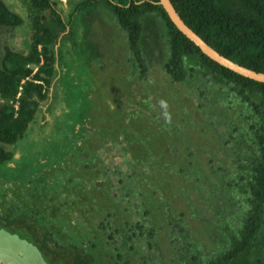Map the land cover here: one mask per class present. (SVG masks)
<instances>
[{
  "label": "trees",
  "instance_id": "1",
  "mask_svg": "<svg viewBox=\"0 0 264 264\" xmlns=\"http://www.w3.org/2000/svg\"><path fill=\"white\" fill-rule=\"evenodd\" d=\"M22 1L27 12L25 16L16 12L5 0H0V29L15 30L29 25L28 50L23 52L6 47L5 55L0 61V167L8 168L16 164L17 156L23 157L19 144L34 131L45 130L47 120L44 107L49 102L51 88L59 74L58 64L63 47L70 43L74 49H81V44L74 40L76 22L64 15L60 0ZM171 2L185 24L222 56L242 67L264 74V0ZM100 5L108 9L120 28L127 33L128 46L141 68L142 78L146 79L149 72L143 56V20L148 16L158 15L167 33L169 57L163 64L166 75L178 84L189 81L190 77L209 79L217 86L215 90L231 94L223 99L224 102H219L223 105L217 106L216 110L217 118L224 124L208 123V130L212 132L214 127L215 134L212 133L226 152L224 159L221 158L222 161L217 165L211 158L208 177L198 174L194 183L207 184L208 179L216 180L217 185H209L210 195L216 194L218 201L221 198L229 202L238 213H242V218L239 223H235L230 233L216 238L218 250L207 257L194 242L189 241L190 234L186 229L184 213L178 218L171 209L166 210V221L174 224L172 231L177 234L171 241L176 253L172 262L264 264V83L241 76L206 56L178 30L161 6L160 0H85L79 4L77 12L79 14ZM39 47H42L41 52ZM41 55L44 65L31 80L22 84L23 80L32 76L34 66L42 60ZM10 101L18 104V110ZM228 122L230 124L226 125ZM161 132L162 134L159 132L151 136V139L158 137L156 145L151 142L152 150L159 148L160 144L170 147L173 143L172 131L171 134L165 130ZM48 142L50 140L45 139L44 143ZM8 146L11 149H7ZM73 147L77 149V145ZM166 147L161 150L163 156L166 154ZM190 163H187V167ZM180 171L185 173V169ZM6 181L7 187L4 186L3 191L0 189V215L11 220V173ZM87 183L81 181L80 191L68 189L77 196L78 192H85V196L68 198L63 205L90 207L86 197L89 192ZM48 190L51 195L60 194L53 188ZM34 192L36 197L43 196L44 200L47 198L40 188ZM144 198V216L140 221H133L132 216L120 221L116 218V213H111L116 208L115 205H112L113 209L108 213L101 210L104 218L109 214L102 221H99L100 217L93 220L88 214L84 216V213L77 214V218L72 221L68 217H60L57 210L49 211L46 218L37 214L39 220L31 219L25 213L17 217V221L31 229V242L42 246V250L46 249L49 256L56 258L60 264H163L161 262L164 257H158V252H155L159 243L155 238V229H149L148 219L145 218L156 211L153 193L144 195ZM164 207L158 202L157 210ZM190 207L193 208V204ZM216 207L217 211L221 209L218 204ZM120 211L125 215L123 209L120 208Z\"/></svg>",
  "mask_w": 264,
  "mask_h": 264
},
{
  "label": "rangeland",
  "instance_id": "2",
  "mask_svg": "<svg viewBox=\"0 0 264 264\" xmlns=\"http://www.w3.org/2000/svg\"><path fill=\"white\" fill-rule=\"evenodd\" d=\"M5 1L16 12L27 15L22 0ZM83 1L66 0L65 4L62 3L64 15L76 22L74 40L81 44V49L66 44L65 55L68 59L74 55L76 64L67 60L60 63L51 97L44 107L45 130L34 131L30 138L19 144L23 157L17 156L16 164L9 168L0 167L1 191L7 187V177L12 174L9 187L12 189V217L26 213L25 216L31 219L39 220L37 214L46 218L49 210L44 212L34 200V190L40 188L47 195L45 200L57 198L53 201L57 214L72 221L81 213L88 214L93 220L97 217H100L99 221L106 219L109 214L104 218L101 210L108 213L113 209L107 204L110 199L111 205L116 206L111 213H116L117 219L125 221L124 218L132 216L133 221H140L145 210L144 195L153 193L156 211L147 226L155 229V238L159 242L155 252L158 257H164L161 263L175 264L172 259L176 253L171 241L177 234L172 231L174 224L166 221V210L169 209L178 218L184 213L189 241L208 257L218 250L216 238L230 233L242 218V213H238L229 202L221 198L218 201L216 194L210 195L209 185H217L216 180L208 179L207 184L194 183L198 174L208 177L211 158L218 165L226 154L214 137V127V134L208 130V123L224 124L217 118L216 110L217 106L223 105L219 102H224L223 99L231 94L215 90L217 86L209 79L190 77L189 81L178 84L166 75L163 64L169 57L167 33L158 15L143 20V56L149 72L146 79L142 78L141 68L129 49L127 33L120 28L116 18L102 5L78 14L77 8ZM28 27L27 24L15 30L0 29V61L6 47L23 52L28 50ZM129 116L137 117L140 126L135 121L131 123ZM163 130L169 134L172 131L171 139L175 140L179 150L176 155L171 152L172 143L170 147L160 144L159 148L151 149V142L156 145L158 140L157 136L152 139L151 136L162 134ZM102 133L113 143L110 148L103 144ZM86 135L92 137L98 152H106L108 157L115 153L113 166L119 171L117 177L122 178L125 187L114 184L110 193L104 180L105 173L101 175L102 170L96 168L92 172L91 167L85 169L91 165L89 160L93 156L89 151L92 144L83 143ZM45 139L50 142L44 143ZM75 145L77 149L73 147ZM163 147L167 148L165 156L161 151ZM189 161L193 165L190 163L187 167ZM181 169H185L184 174ZM95 177L97 182L93 183ZM79 181L88 182L86 197L90 207L58 206L65 204L68 198L85 196V192H78L77 196L67 189L73 190ZM49 188L60 194L51 195ZM158 202L165 207L157 210ZM190 204L194 207L191 208ZM217 204L221 208L219 211Z\"/></svg>",
  "mask_w": 264,
  "mask_h": 264
},
{
  "label": "flooded vegetation",
  "instance_id": "3",
  "mask_svg": "<svg viewBox=\"0 0 264 264\" xmlns=\"http://www.w3.org/2000/svg\"><path fill=\"white\" fill-rule=\"evenodd\" d=\"M73 58H74V55H73ZM73 58H69V59L67 58V56L65 55V47H63L62 58L60 57L58 66H60V63L65 60H67L68 62L74 63ZM129 117L131 118L130 120L131 123H134L135 121L137 122L136 125L139 124L138 121H136V119H138L137 117L136 118L131 117V116ZM102 138H103V144L109 145V148H110V146H112L113 143L109 142L107 139V136L104 135L103 133H102ZM83 143L92 144L91 150L89 151H90V155L91 153L93 155L92 158L89 160V163L91 165L85 169L90 170V167H91L90 171L92 172L95 171L96 168L102 170L103 173L101 175H104L105 173L106 179L104 178V180H105V183L107 184V187H110V193L113 191L114 184L120 183V187H125V183L123 182L122 178L117 177L119 171H115L114 166H113L112 156L115 155V153H113L111 156L109 155L108 157L106 152H103V153L98 152L96 147L93 145L91 136L86 135L85 139L83 140ZM123 146L125 147V149L127 148L126 145H124V143H123ZM81 151L79 152L81 153ZM178 151H179L178 147L176 146L175 140H174L172 143L171 152H173L174 155H176ZM96 178L97 177L92 179L93 183L97 182ZM81 186H82L81 181H79V183L73 186V190L80 191ZM120 190H123V189L120 188ZM42 197L43 196L34 198L35 202H38L36 203V205L40 209L44 211L48 207L47 210L49 211L57 210L56 206L55 205L53 206V201L57 199L52 198V199L45 200V202H42L44 201ZM25 203L29 204L28 202H25ZM111 203H112L111 199L109 202L107 201V204H109L110 206H112ZM58 206H65V205L59 204ZM12 209H13V205H12ZM150 217L151 216L145 217L148 219V222H149ZM136 226L139 227L137 224ZM14 230H18L19 232H16ZM30 231L31 229L26 224L22 222H18L17 218L12 217L11 220H8V218H5L3 217V215H0V264H60L57 262L56 258L49 256V253L46 251V249L42 250L40 249L42 246L41 247L37 246L33 242H31L29 238L31 236Z\"/></svg>",
  "mask_w": 264,
  "mask_h": 264
},
{
  "label": "water",
  "instance_id": "4",
  "mask_svg": "<svg viewBox=\"0 0 264 264\" xmlns=\"http://www.w3.org/2000/svg\"><path fill=\"white\" fill-rule=\"evenodd\" d=\"M65 4L66 0H60ZM161 6L168 14L170 20L178 28V30L192 41L206 56L218 63L219 65L256 82L264 83V74L252 71L236 64L232 60L222 56L219 52L208 45L201 37H199L192 29H190L182 18L178 15L171 0H160Z\"/></svg>",
  "mask_w": 264,
  "mask_h": 264
},
{
  "label": "clouds",
  "instance_id": "5",
  "mask_svg": "<svg viewBox=\"0 0 264 264\" xmlns=\"http://www.w3.org/2000/svg\"><path fill=\"white\" fill-rule=\"evenodd\" d=\"M41 48H42V47H39V51H40V52H41ZM41 58H42L41 62H40L38 65L34 66L33 70H34L36 67H39V69H40V68L44 65V60H43L42 55H41ZM41 63H42V64H41ZM33 70H32V72H33ZM38 71H39V70H38ZM38 71H37V72H38ZM37 72H36V73H37ZM36 73H35V74H36ZM32 74H33V73H32ZM32 77H33V76H31V77H29V78H27V79L31 80ZM27 79H26V82L28 81ZM23 81H24V80H23ZM26 82H25V83H26ZM25 83H24V84H25Z\"/></svg>",
  "mask_w": 264,
  "mask_h": 264
},
{
  "label": "built area",
  "instance_id": "6",
  "mask_svg": "<svg viewBox=\"0 0 264 264\" xmlns=\"http://www.w3.org/2000/svg\"><path fill=\"white\" fill-rule=\"evenodd\" d=\"M42 64V63H41ZM30 67V66H29ZM39 70V67H36L34 70H33V74H32V76L37 72ZM27 80H29V79H27ZM26 82V80H24V81H22V84H24ZM20 96V94L18 95V97ZM9 103H11V104H14L15 105V108L18 110V104H15V102L14 101H10Z\"/></svg>",
  "mask_w": 264,
  "mask_h": 264
}]
</instances>
